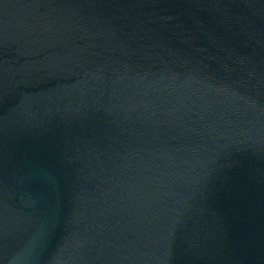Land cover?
I'll return each mask as SVG.
<instances>
[{
    "label": "water",
    "instance_id": "water-1",
    "mask_svg": "<svg viewBox=\"0 0 264 264\" xmlns=\"http://www.w3.org/2000/svg\"><path fill=\"white\" fill-rule=\"evenodd\" d=\"M0 264H264V0H0Z\"/></svg>",
    "mask_w": 264,
    "mask_h": 264
}]
</instances>
